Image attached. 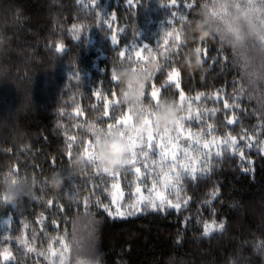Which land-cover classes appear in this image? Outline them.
I'll use <instances>...</instances> for the list:
<instances>
[{"label":"trees","instance_id":"obj_1","mask_svg":"<svg viewBox=\"0 0 264 264\" xmlns=\"http://www.w3.org/2000/svg\"><path fill=\"white\" fill-rule=\"evenodd\" d=\"M199 96L247 147L113 215L146 163L108 136ZM263 144L264 0H0V264H264Z\"/></svg>","mask_w":264,"mask_h":264},{"label":"rangeland","instance_id":"obj_2","mask_svg":"<svg viewBox=\"0 0 264 264\" xmlns=\"http://www.w3.org/2000/svg\"><path fill=\"white\" fill-rule=\"evenodd\" d=\"M199 98L200 96L195 99V103L192 102V106L186 108V113L184 111L186 101L182 103L180 105L182 108L178 111H182L183 114H176L173 119L164 112L157 114L151 111L149 114L145 113L146 117L136 124L127 125L126 120V123L123 122V126L127 128L125 131L117 130L116 134L108 136L110 139L114 138L113 141L122 139L115 147L118 152L115 159L119 164L130 163L133 160L137 162L141 157L146 163L140 168L136 165L134 170L128 171L131 180L127 184L129 190L127 196L119 185L110 192L112 201L110 212L113 215L135 216L145 211L179 207L180 181L183 177H191L202 172L203 164L221 152L228 150L242 152L247 147L246 143H242L246 140L245 136H219L210 128L206 130L205 119L208 116H215L212 113L214 109L208 108L207 112L204 100L198 104ZM98 143L101 147L100 142ZM138 145L141 149L137 152L134 149ZM261 147V151L264 152V144ZM148 149L157 152L151 157ZM105 151L106 155L110 156L109 151ZM173 202L176 204L173 205ZM6 222L7 219H0V230ZM218 226L209 223L204 231L206 233L219 231Z\"/></svg>","mask_w":264,"mask_h":264}]
</instances>
